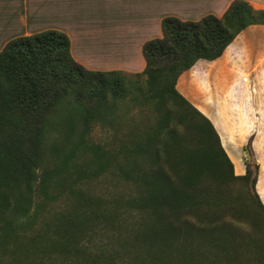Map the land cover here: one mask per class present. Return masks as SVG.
Masks as SVG:
<instances>
[{"label": "trees", "instance_id": "16d2710c", "mask_svg": "<svg viewBox=\"0 0 264 264\" xmlns=\"http://www.w3.org/2000/svg\"><path fill=\"white\" fill-rule=\"evenodd\" d=\"M253 24L264 25V10L247 0L220 16L167 15L161 36L142 45L144 68L129 77L85 68L56 29L8 40L0 50V264H241L244 250L263 264L259 165L244 160L236 174L212 121L176 88L184 71L219 58ZM125 97L143 118L126 117L122 130ZM111 114V142L91 140V123ZM243 149L251 153V144ZM91 165L123 183L124 208L101 207L77 188ZM58 191L69 203L36 229ZM94 225L108 233L99 247L82 241Z\"/></svg>", "mask_w": 264, "mask_h": 264}, {"label": "rangeland", "instance_id": "374dc122", "mask_svg": "<svg viewBox=\"0 0 264 264\" xmlns=\"http://www.w3.org/2000/svg\"><path fill=\"white\" fill-rule=\"evenodd\" d=\"M205 5H210V2H206ZM201 9L202 7H199L194 14L192 12L190 16H184V18L176 17L183 20H197L202 17V14L198 13ZM204 13L205 15L212 13L216 16L222 14L217 10ZM189 73L190 77L182 78L178 85L176 84V88L178 89L181 85L187 91L188 96L178 91L206 116L211 117L214 113H211L212 110H215L214 115L218 119L216 126L223 128L228 139L239 137L244 142L243 147L251 144V153L243 149V152H240L242 158L240 160L234 151L228 150L236 172H239L244 160L251 164L254 161L258 163L256 191L264 202V25L257 24L247 27L226 47L220 58L213 61L196 62ZM129 76L130 73L127 77ZM131 105L127 97L117 103L118 113L122 115L120 118L123 122L117 118L116 122L120 123L119 126L122 127V130H125L127 126L128 119L126 117L133 115L138 117L137 120L143 118V114ZM112 115L107 116L104 121L96 120L91 123L89 133L91 140L111 142L113 128L117 126V123L111 119L114 117ZM123 123L124 125H122ZM44 156V164L47 167L51 168L57 163L55 157L47 149ZM93 167L94 165H91V171L76 184L77 188L98 197L101 207L124 208L118 203V196L125 192L123 183L118 181L111 168L95 172L96 169ZM232 187L236 191L245 189V185L240 183L234 184ZM68 203L64 193L58 191L55 198L50 202L46 201L37 217L33 218L36 229H40L44 222H49L51 216L64 209ZM92 229L94 230L92 237H89L90 235L83 236L82 241L88 246H94L98 241L97 247H99L105 242L108 233L96 225ZM113 242V240L110 241V244ZM240 254L246 258H235V262L241 261V264L256 262H252L254 260L253 251L244 250ZM44 260H48V258H44ZM262 262L264 264V257ZM43 264H46V261Z\"/></svg>", "mask_w": 264, "mask_h": 264}, {"label": "crops", "instance_id": "0c3cea01", "mask_svg": "<svg viewBox=\"0 0 264 264\" xmlns=\"http://www.w3.org/2000/svg\"><path fill=\"white\" fill-rule=\"evenodd\" d=\"M208 1L210 5H205ZM232 1L0 0V50L8 40L17 36L56 29L68 35L71 55L85 68L135 73L145 65L143 43L161 36L163 17L174 15L184 18L192 12L194 14L199 7H202L198 11L202 16L205 15L204 12L213 10L223 13ZM247 1L253 8L264 10V0ZM199 61L207 60L199 59L197 62ZM191 68L179 76L177 85L182 78L190 77ZM178 90L188 96L181 85ZM211 113L213 115L207 117L215 125L228 156L230 157L229 150H232L239 160L242 159L240 152H243L244 142L239 137L228 139L223 128L216 126L218 119L214 115L215 110ZM234 172L243 174L244 163H241L239 172L235 168Z\"/></svg>", "mask_w": 264, "mask_h": 264}]
</instances>
